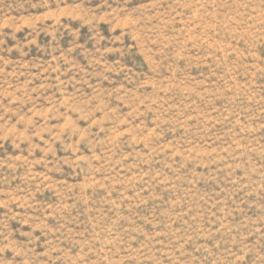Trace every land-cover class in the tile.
Segmentation results:
<instances>
[{
	"label": "rangeland",
	"instance_id": "obj_1",
	"mask_svg": "<svg viewBox=\"0 0 264 264\" xmlns=\"http://www.w3.org/2000/svg\"><path fill=\"white\" fill-rule=\"evenodd\" d=\"M0 264H264V0H0Z\"/></svg>",
	"mask_w": 264,
	"mask_h": 264
}]
</instances>
